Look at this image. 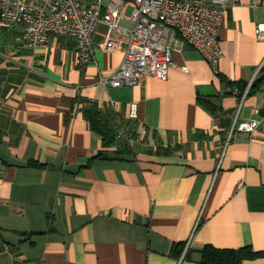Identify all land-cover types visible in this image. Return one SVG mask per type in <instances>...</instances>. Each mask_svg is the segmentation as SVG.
Instances as JSON below:
<instances>
[{
    "label": "crops",
    "instance_id": "crops-1",
    "mask_svg": "<svg viewBox=\"0 0 264 264\" xmlns=\"http://www.w3.org/2000/svg\"><path fill=\"white\" fill-rule=\"evenodd\" d=\"M259 24L264 0H239L220 30L218 75L184 45L173 63L188 73L119 88L99 79L120 66L126 39L103 52V25L85 67L69 39L31 51L22 28L0 27V264H178L189 241L181 264H202L205 246L250 248L259 257L241 264H264V125L232 131L264 101ZM91 104L114 114L112 148L90 130Z\"/></svg>",
    "mask_w": 264,
    "mask_h": 264
},
{
    "label": "built area",
    "instance_id": "built-area-1",
    "mask_svg": "<svg viewBox=\"0 0 264 264\" xmlns=\"http://www.w3.org/2000/svg\"><path fill=\"white\" fill-rule=\"evenodd\" d=\"M238 4L239 0H0V27L6 31L22 28L21 45L31 51H46L52 37L69 39L75 46L77 65L85 67L94 61L93 40L103 25V52L116 53L122 39L126 41L122 63L99 82L114 88L142 86L150 77L166 81L171 69L188 73L187 67L173 63V53L184 45L196 50L218 75L224 58L220 30ZM258 4L253 1L251 6ZM256 35L264 40V24L257 25ZM263 104L253 109L259 118L239 123L232 131L254 134L259 130L264 125ZM129 118H137L136 104L130 105ZM121 137L129 140L124 130L117 138ZM190 244L186 243L178 264L185 262Z\"/></svg>",
    "mask_w": 264,
    "mask_h": 264
},
{
    "label": "trees",
    "instance_id": "trees-1",
    "mask_svg": "<svg viewBox=\"0 0 264 264\" xmlns=\"http://www.w3.org/2000/svg\"><path fill=\"white\" fill-rule=\"evenodd\" d=\"M255 88L256 84L253 83L249 88L248 94L255 92ZM199 104L206 107L212 113L220 111L219 108L210 101L199 100ZM83 114L86 121L89 123L90 130L102 136L103 147L107 149L115 146L116 134L114 125L112 124L114 114L111 112L102 113L98 106L93 104L83 110ZM124 148H126L125 145ZM124 153H126V149ZM108 154V152H100L99 157L107 158ZM114 155L118 156L120 152L115 151ZM188 253L185 257V261L187 260ZM200 254L202 264H241L244 261H251L259 257V254L254 253L250 248L220 250L212 246H205Z\"/></svg>",
    "mask_w": 264,
    "mask_h": 264
},
{
    "label": "rangeland",
    "instance_id": "rangeland-1",
    "mask_svg": "<svg viewBox=\"0 0 264 264\" xmlns=\"http://www.w3.org/2000/svg\"><path fill=\"white\" fill-rule=\"evenodd\" d=\"M126 14L127 15H130L131 14V9H128L127 11H126ZM1 32V31H0ZM6 32H8V33H12V32H15V31H6Z\"/></svg>",
    "mask_w": 264,
    "mask_h": 264
}]
</instances>
